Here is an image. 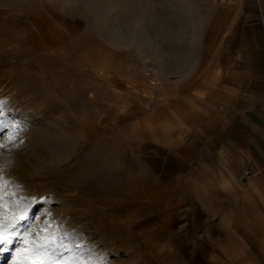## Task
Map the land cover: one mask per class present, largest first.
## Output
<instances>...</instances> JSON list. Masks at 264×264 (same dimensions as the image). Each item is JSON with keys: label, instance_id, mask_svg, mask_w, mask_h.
<instances>
[{"label": "rangeland", "instance_id": "374dc122", "mask_svg": "<svg viewBox=\"0 0 264 264\" xmlns=\"http://www.w3.org/2000/svg\"><path fill=\"white\" fill-rule=\"evenodd\" d=\"M238 1L0 0V176L38 201L32 217L50 213L25 227L59 226L76 235V256L103 264H205L142 189L134 131L207 99ZM34 259L22 245L0 264Z\"/></svg>", "mask_w": 264, "mask_h": 264}, {"label": "crops", "instance_id": "0c3cea01", "mask_svg": "<svg viewBox=\"0 0 264 264\" xmlns=\"http://www.w3.org/2000/svg\"><path fill=\"white\" fill-rule=\"evenodd\" d=\"M210 77L197 111L136 127L142 189L201 263L264 264V0L238 1Z\"/></svg>", "mask_w": 264, "mask_h": 264}, {"label": "snow or ice", "instance_id": "6c2138e0", "mask_svg": "<svg viewBox=\"0 0 264 264\" xmlns=\"http://www.w3.org/2000/svg\"><path fill=\"white\" fill-rule=\"evenodd\" d=\"M3 105L4 102L0 100V113H2ZM7 127L0 122V132ZM8 143H12L11 136L8 137ZM5 146L0 143V148ZM2 171L3 168L0 166V172ZM7 184L8 182L0 176V257H8L11 260L17 247L28 245L33 256L36 257L32 264H103V260L99 257L93 260L91 255L88 258L76 256L74 253L80 247L75 243L76 235L67 230L61 231L59 226L51 228L50 225H46L43 236L31 232V224L25 227V222L29 219L41 220L42 216L50 215V213L45 212L41 216L32 217L34 206L38 201L35 198L17 197L15 192H6ZM16 187L19 188V185ZM9 201L14 204V212L19 211L20 214L18 218L13 215L5 220L3 206ZM29 236L32 237L31 240L28 239Z\"/></svg>", "mask_w": 264, "mask_h": 264}]
</instances>
